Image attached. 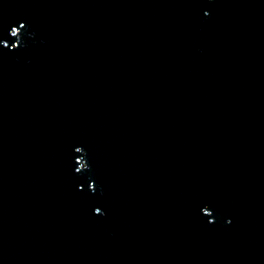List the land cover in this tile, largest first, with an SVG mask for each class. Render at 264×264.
<instances>
[{"label":"water","instance_id":"95a60500","mask_svg":"<svg viewBox=\"0 0 264 264\" xmlns=\"http://www.w3.org/2000/svg\"><path fill=\"white\" fill-rule=\"evenodd\" d=\"M0 264H264V0H0Z\"/></svg>","mask_w":264,"mask_h":264}]
</instances>
